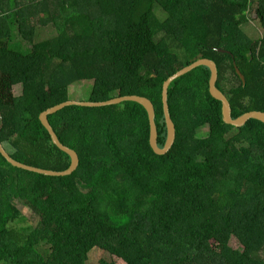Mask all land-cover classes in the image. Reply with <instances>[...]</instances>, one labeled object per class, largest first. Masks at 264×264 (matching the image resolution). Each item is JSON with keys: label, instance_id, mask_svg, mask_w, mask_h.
<instances>
[{"label": "trees", "instance_id": "trees-1", "mask_svg": "<svg viewBox=\"0 0 264 264\" xmlns=\"http://www.w3.org/2000/svg\"><path fill=\"white\" fill-rule=\"evenodd\" d=\"M251 11L259 39L241 30ZM49 27L55 38L40 40ZM200 59L215 63L233 119L264 113V0H0V144L19 163L66 171L70 157L39 116L82 82L87 102L148 99L162 148L163 83ZM209 80L198 67L170 84L165 155L150 148L147 111L133 101L48 116L78 156L69 176L0 154V264H87L93 250L99 264H264V124H224Z\"/></svg>", "mask_w": 264, "mask_h": 264}, {"label": "water", "instance_id": "water-1", "mask_svg": "<svg viewBox=\"0 0 264 264\" xmlns=\"http://www.w3.org/2000/svg\"><path fill=\"white\" fill-rule=\"evenodd\" d=\"M198 67H206L210 71V80H209V94L210 96L219 101L222 106V121L224 124L235 127V128H241L243 127L249 120H257L260 121L264 124V113L262 112H248L236 119H233L231 116V108L230 104L227 100V98L216 88V83L218 79V73H217V68L214 62L208 59H200L191 65L184 67L182 70L178 71L171 77H169L162 86V105H163V114H164V119H165V125L167 129V137L165 140V144L162 148L158 147L157 143V128L155 125V111L152 103L144 98V97H139V96H126V97H119V98H114L109 101L105 102H75V101H67L64 103H61L57 106H54L50 109H47L43 113L40 114L39 119L40 122L42 123L43 127L47 130V132L50 135L52 143L58 147L63 153L67 154L70 157L71 163L69 168L66 171L63 172H55V171H48V170H43V169H38L35 167H30L28 165L19 163L15 160H13L3 149L2 145L0 144V154L2 157L13 167H16L18 169H22L25 171L41 174L44 176H50V177H64V176H69L71 175L78 167L79 164V159L77 154L69 149L68 147L62 145L56 134L54 133L52 127L50 126L48 122V116L55 114L56 112L62 110L65 107L68 106H79V107H87V108H99V107H105V106H110V105H116L120 104L125 101H133L145 108L148 114V120H149V145L152 151L156 155H165L173 146L174 141H175V127L174 124L170 118L169 114V107H168V88L170 84L175 81L176 79L186 75L187 73L193 71L194 69ZM235 71L237 75L240 77L242 82L244 83V77L240 74L239 70L235 67Z\"/></svg>", "mask_w": 264, "mask_h": 264}, {"label": "rangeland", "instance_id": "rangeland-1", "mask_svg": "<svg viewBox=\"0 0 264 264\" xmlns=\"http://www.w3.org/2000/svg\"><path fill=\"white\" fill-rule=\"evenodd\" d=\"M157 16L159 17L160 14L157 13ZM248 19H249V24L244 25L241 27V30L243 31V34L247 35L250 39H259L262 35V31L260 28H258L257 22H255V15L254 12H249L248 13ZM55 32L53 28H42L40 32V40H49V39H54L55 38ZM79 84V85H78ZM76 86H72L70 88V92L68 93V99L69 101H75V102H87L90 89H89V84L87 83H78ZM14 91V96L16 98L20 97L22 92H21V86L16 85L13 88ZM222 108V106H221ZM222 112V109H221ZM207 127H201L196 131V137L197 138H206L207 137ZM16 207L21 211V215L24 216V218L27 221L31 220V214L28 209H26L22 204H20L19 201L15 202ZM228 247L231 248L233 251H241L242 246L238 242V240L235 237H231L228 243ZM105 255L99 251V250H93L89 254V260L87 264H99V260L104 257ZM188 264H200L196 262L195 260H191Z\"/></svg>", "mask_w": 264, "mask_h": 264}]
</instances>
